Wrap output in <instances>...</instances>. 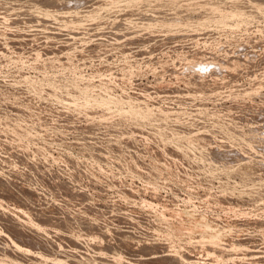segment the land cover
I'll use <instances>...</instances> for the list:
<instances>
[{"label":"rangeland","instance_id":"374dc122","mask_svg":"<svg viewBox=\"0 0 264 264\" xmlns=\"http://www.w3.org/2000/svg\"><path fill=\"white\" fill-rule=\"evenodd\" d=\"M0 264H264V0H0Z\"/></svg>","mask_w":264,"mask_h":264},{"label":"bare ground","instance_id":"6f19581e","mask_svg":"<svg viewBox=\"0 0 264 264\" xmlns=\"http://www.w3.org/2000/svg\"><path fill=\"white\" fill-rule=\"evenodd\" d=\"M45 12H46V11H45ZM49 13H50V12H49ZM47 14H48V13H47ZM54 16H56V15H54ZM89 16H90V15H89ZM91 16H92V15H91ZM59 17H60V16H59ZM43 18H44V16H43ZM62 18H63V17H62ZM66 18H67V17H66ZM40 19H41V18H40ZM45 19H46V18H45ZM48 19H49V18H48ZM56 19H57V18H56ZM67 19H68V18H67ZM43 21H44V20H43ZM67 21H71V20L68 19ZM75 21H77V20H75ZM80 21L83 22V20H80ZM53 22H54V21H53ZM73 22H74V21H73ZM77 22H78V21H77ZM61 23H62V21H61ZM64 23H65V22H64ZM70 23H72V22H70ZM78 23H80V22H78ZM78 23H77V25H78ZM74 24H76V23H74ZM8 25H9V24H8ZM47 27H48V26H47ZM72 28H73V27H72ZM79 28H80V27H79ZM67 31H68V30H67ZM199 222H200V221H199ZM199 222H198V223H199ZM195 224H196V223H195ZM200 224H201V223H200ZM192 229H193V228H192ZM192 229H191V230H192ZM214 234H215V233H214ZM17 248H18V247H17ZM213 254H216V253H212V255H213ZM216 255H217V254H216ZM216 255H215V256H216Z\"/></svg>","mask_w":264,"mask_h":264}]
</instances>
